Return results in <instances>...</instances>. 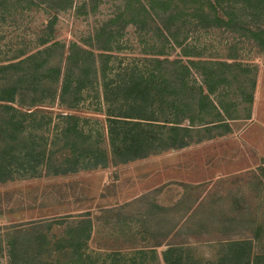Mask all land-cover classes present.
<instances>
[{
  "label": "rangeland",
  "instance_id": "1",
  "mask_svg": "<svg viewBox=\"0 0 264 264\" xmlns=\"http://www.w3.org/2000/svg\"><path fill=\"white\" fill-rule=\"evenodd\" d=\"M85 1L75 0L72 8L59 12L51 27L53 12L27 0H9L0 8V64L43 50L40 40L48 37L64 46L65 52L72 43L87 48L121 0H97L94 11L77 9ZM159 50L185 63L188 59L240 63L242 69L234 66L225 71V76H232L228 77L230 85L219 86L214 97L218 105L223 102L229 106L223 115L230 132L226 128L199 127L196 118L199 130L192 132L194 142L180 150L67 176H48L39 168L35 177L16 174L13 181L0 183V264H10L8 244L12 241L21 250L20 258L24 255L23 264H68V255H54L50 249L55 248L56 241L75 240L49 238L43 243L39 239L47 229L43 222L70 217L64 226L52 227L56 235L65 237V230L75 225L69 224L84 216L92 224L90 237L82 240L86 262L80 263L77 258L72 264H157L155 257L162 259L171 248L179 249L183 259L192 264H219L227 253L224 243L242 240H251L253 251L264 254V48L240 28L206 27L190 19L174 26L168 40L129 26L120 38L119 49L113 52L116 57L110 80L116 81L113 75L123 72L120 69L141 66L145 55ZM61 55L62 51L56 50L55 63ZM243 70L252 73L248 76ZM192 71L194 86L202 78L198 70ZM254 78L257 84L249 113L250 106L240 90L246 83L250 92L248 81ZM102 85L96 82L84 90L74 109L61 104L58 92L33 108L26 106V111L30 109L37 116L34 129L32 118L26 121L32 131L30 138L41 148L50 145L60 139L65 116L74 115L85 133L103 137L109 152V105ZM256 96L259 110L251 120ZM117 98L112 96L110 100ZM183 124L189 126L188 120ZM199 134L206 137L200 143L196 142ZM31 223L40 224L36 229ZM39 245L45 248L38 249ZM159 263L164 264L162 260Z\"/></svg>",
  "mask_w": 264,
  "mask_h": 264
},
{
  "label": "trees",
  "instance_id": "2",
  "mask_svg": "<svg viewBox=\"0 0 264 264\" xmlns=\"http://www.w3.org/2000/svg\"><path fill=\"white\" fill-rule=\"evenodd\" d=\"M27 1L53 12L52 27L57 14L72 8L75 0ZM7 2L9 0H0V8ZM97 7V0H87L77 9L91 8L94 11ZM187 19L206 27L240 28L264 48V23H261L264 20V0H121L116 12L98 27L89 47L72 43L65 52L64 46L48 37L40 40L43 50L16 62L0 64V183L13 181L16 174L35 177L39 168L48 176H67L79 171L104 169L110 163L124 165L168 150H180L194 142L192 132L199 130L196 129L198 126L226 128L225 131L230 132L223 115L228 113L229 106L223 102L218 105L214 97L219 86L230 85L228 77L232 76H225V71H231L234 66L242 69L240 63L204 62L201 59H188L185 63L183 59H171L159 50L145 55L141 66L120 69L123 72L117 71L113 75L116 81L110 80L116 57L113 52L119 49L120 38L127 27L133 26L139 32L168 40V33L174 26ZM56 50L62 51L58 63L53 58ZM194 68L202 81H196L192 86ZM243 72L248 76L252 73ZM249 80L251 91H246V83L241 84L240 91L244 102L250 106V113L257 82L255 78ZM96 82L103 83L104 100L109 105L106 113L109 152L103 145V137L85 133L80 128V119L74 115L65 116L66 125L60 139L50 145L41 148L30 138L32 131L26 121L28 117L32 118L34 125L31 128L34 129L37 116L34 111L29 112L30 109L26 111V106L33 108L58 92L61 104L74 109L84 90ZM112 96L118 98L112 101ZM157 113L170 115L158 117ZM187 113L197 114L187 116ZM204 116L212 118L204 120ZM196 118L201 123L198 126L195 125ZM187 120L189 126L183 124ZM205 139L199 134L196 142ZM61 141L62 146L59 145ZM84 218L71 222L69 225L79 223L76 225L78 229L75 225L69 227L64 232L65 237L56 235L52 227L64 226L70 222V217H64L61 222L60 219H45L43 223L46 222L47 229L40 233L39 239L44 243L49 238H71L75 242L56 241L50 253L68 255V264L76 263L77 258L80 263L86 262L83 260L86 244L82 240L90 237L92 224ZM39 224L31 223L36 229ZM224 244L227 253L219 264H264V254L253 251L251 240ZM8 246L10 264H23L21 258L24 255L20 258L18 245L12 241ZM46 246L50 247V243ZM42 247L45 245H39L38 249ZM179 251L171 248L165 258L166 264H192L184 260Z\"/></svg>",
  "mask_w": 264,
  "mask_h": 264
},
{
  "label": "crops",
  "instance_id": "3",
  "mask_svg": "<svg viewBox=\"0 0 264 264\" xmlns=\"http://www.w3.org/2000/svg\"><path fill=\"white\" fill-rule=\"evenodd\" d=\"M257 97V96H256ZM255 104H254V109H253V116H252V118H251V120H254V118H255V113H258V106H257V102H258V97L257 98H255ZM229 127H231L230 125H229ZM200 143V142H199ZM90 240V239H89ZM169 250L170 249H168L167 251H165L164 253H163V257H162V259L160 258V256L159 257H155V259H157V264H160L159 263V261H163V263L164 264H166V261H165V258H166V255H167V253L169 252ZM142 254V253H141ZM145 254V253H144ZM144 254H142V256L144 257ZM154 256H157V254L156 253H154ZM136 257V256H135ZM161 259V260H160ZM134 261V260H133ZM134 263H135V261H134ZM133 264V263H132Z\"/></svg>",
  "mask_w": 264,
  "mask_h": 264
}]
</instances>
